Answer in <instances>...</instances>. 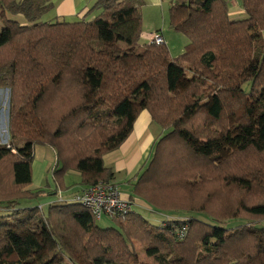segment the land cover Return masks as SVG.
I'll return each instance as SVG.
<instances>
[{"label": "trees", "instance_id": "obj_1", "mask_svg": "<svg viewBox=\"0 0 264 264\" xmlns=\"http://www.w3.org/2000/svg\"><path fill=\"white\" fill-rule=\"evenodd\" d=\"M48 1L0 0V88L12 90L16 150L0 146V264H80L77 255L86 264H264V0H237L243 18L230 16L227 0H171L170 29L187 39L177 56L164 38L139 43L145 0H95L75 21L42 19ZM185 64L191 77L178 92ZM64 94L75 103L49 133L44 112ZM142 110L163 132L127 199L175 217L153 225L132 207L104 216L115 226L102 228L84 205L28 189L38 145L53 150L61 187L68 170L79 173L65 199L113 181L103 156ZM178 175L187 206L155 205L149 191L174 199ZM133 240L149 262L138 261Z\"/></svg>", "mask_w": 264, "mask_h": 264}, {"label": "rangeland", "instance_id": "obj_2", "mask_svg": "<svg viewBox=\"0 0 264 264\" xmlns=\"http://www.w3.org/2000/svg\"><path fill=\"white\" fill-rule=\"evenodd\" d=\"M170 1L171 0H166L165 4L162 6H155L151 3H147L146 0L144 1V4L141 6V19H142V24H141V35L139 41L143 44L148 41L149 37L151 34H159L161 35L168 46V49L172 53V55H178L177 52L180 51L182 48H184V42L182 41V38L179 36L181 33H177L174 30L170 29L169 25V6H170ZM228 4H230L232 12L230 13V16L232 18H243L244 13L240 14L239 8H236V1L237 0H227ZM232 5V6H231ZM238 15V16H237ZM7 17L16 19L19 22H24V18L21 15H16L13 16L11 14H6ZM48 16H42V19L47 20ZM77 19L69 18L67 21H75ZM2 27V22L0 20V28ZM164 34V35H163ZM177 51V52H176ZM185 66L188 68H191L190 65L188 66L185 64ZM192 70V69H190ZM191 77V72L189 69L186 72V77L185 79H181L178 83L177 86V91L180 92L185 89V87L188 84L187 79ZM205 92H209V90H201ZM75 103V101L71 100V97L68 94H64L63 96H56L48 105V108L44 112L45 115V126H47L48 132H55L56 130L60 129L61 127H57L58 121L61 117V115L66 112L67 110L70 109V107ZM12 105V90L9 88H0V146H6V147H11V142H10V109ZM234 115L228 117V123L231 125L233 122ZM195 124L200 127V124H197L198 120L194 121ZM155 126V128H154ZM154 129L152 133H160L163 132V130L156 126L155 123L152 125ZM82 133V130H81ZM88 133V132H86ZM85 133V134H86ZM69 134V133H68ZM65 136V135H64ZM63 136V137H64ZM15 139L13 142V145L18 142V135H14ZM60 137V136H58ZM231 150V148L225 149L222 153V157H225L228 152ZM11 152L13 154H16V150L11 147ZM32 152H33V163L35 167V172H37L38 167L40 166L41 169L38 174L32 176V183L28 186V189L30 191H41V194L43 195L47 191H52L56 196L61 193L62 191L63 194L76 191L78 186L80 185V176L77 174L76 171L73 170H68L63 176H62V183L64 187H61L59 185V180L57 181L54 175H52L53 168L55 167V157H54V152L51 148L43 145H38L32 147ZM147 163V162H146ZM145 163V164H146ZM144 164V165H145ZM144 165H140V170L143 169ZM117 178V183L118 189L120 192H130V187L131 183H133V179L135 178L134 176L127 180V181H121ZM177 182L174 184L173 188L177 189L174 199L172 195L168 198L166 197H159L158 195V188H155L154 190L149 191V197L150 199L155 203V205L165 207V206H176V205H183L187 206V199L184 202H180L181 195L183 193L182 190L185 189L186 186H184L183 181L179 183V175L176 176ZM199 180H194L192 181L193 183L189 185H194L195 182H198ZM130 186V187H129ZM212 186L206 187L198 192L200 195H205L207 196L209 192H211V188H214ZM168 191L167 188H165V193ZM206 191H209L206 193ZM40 193V192H39ZM54 195H49L46 198H42L40 200V203H44L49 199H52ZM51 197V198H49ZM123 197V196H122ZM126 198V197H123ZM127 199V198H126ZM37 201V200H36ZM38 202V201H37ZM25 205V204H24ZM36 205V202H29V206H34ZM215 205V204H214ZM182 207V206H181ZM135 211L141 212V214L153 225H160L162 222L165 220L169 219L170 217H175V216H168L170 214L169 212H163V211H158L150 207L151 210H147L138 206H133ZM45 209V208H44ZM204 220V219H203ZM241 223V220H229L225 223V227H232V225H238ZM96 225L99 227L105 228L109 226H115L114 222L110 220L107 217H103L102 219L96 220ZM132 246L134 250L137 252V259L139 262L146 263L149 262V258L145 254V250L143 247V244L141 242H138L136 240L132 241ZM77 258L79 259L80 264H86L80 260V256L77 255Z\"/></svg>", "mask_w": 264, "mask_h": 264}, {"label": "crops", "instance_id": "obj_3", "mask_svg": "<svg viewBox=\"0 0 264 264\" xmlns=\"http://www.w3.org/2000/svg\"><path fill=\"white\" fill-rule=\"evenodd\" d=\"M94 1L95 0H49L48 3H51L52 6L44 16H48L47 20L53 21H67L69 18L80 19L82 16L86 15ZM165 1L166 0H146L147 3H151L155 6H162L165 4ZM94 13L95 12L89 14L87 19H91ZM179 37L182 38L185 45L187 43L186 37ZM139 43L142 44L140 41ZM183 49L184 48L178 52L176 51L177 54H180ZM152 125H154V123L151 121L148 111H140L128 137L116 150L103 156L104 165L110 167L115 172L113 181H116V183V177L121 181H127L133 176L135 178V175L140 171V165H144L148 161L154 141L162 134L160 131L158 133H152L150 128H152V130L155 128V126L154 128L151 127ZM34 169V163H32V176L35 172ZM40 169L41 167L39 166L35 175L39 173ZM77 174L79 175L78 172ZM129 194V191L121 193V195L126 198L129 197Z\"/></svg>", "mask_w": 264, "mask_h": 264}, {"label": "built area", "instance_id": "obj_4", "mask_svg": "<svg viewBox=\"0 0 264 264\" xmlns=\"http://www.w3.org/2000/svg\"><path fill=\"white\" fill-rule=\"evenodd\" d=\"M149 41L160 43L163 37L159 34H151ZM60 202L69 201L77 202L87 207L96 219L104 216L122 217L132 209V202L123 198L118 185L113 181H99L80 191L72 198L65 199L63 192L56 196Z\"/></svg>", "mask_w": 264, "mask_h": 264}]
</instances>
